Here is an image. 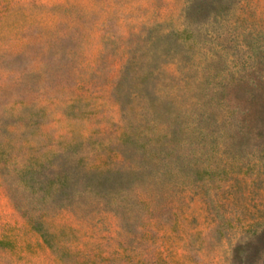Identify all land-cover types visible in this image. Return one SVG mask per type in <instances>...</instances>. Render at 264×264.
<instances>
[{
    "label": "rangeland",
    "instance_id": "1",
    "mask_svg": "<svg viewBox=\"0 0 264 264\" xmlns=\"http://www.w3.org/2000/svg\"><path fill=\"white\" fill-rule=\"evenodd\" d=\"M0 264H264V0H0Z\"/></svg>",
    "mask_w": 264,
    "mask_h": 264
}]
</instances>
